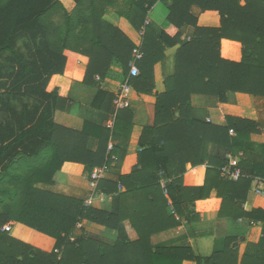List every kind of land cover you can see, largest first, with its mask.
Masks as SVG:
<instances>
[{
	"label": "trees",
	"instance_id": "obj_1",
	"mask_svg": "<svg viewBox=\"0 0 264 264\" xmlns=\"http://www.w3.org/2000/svg\"><path fill=\"white\" fill-rule=\"evenodd\" d=\"M160 1L167 10L165 24L154 28L148 14ZM70 2L71 10L62 0H0V264H264V210L245 205L253 179H264V145L250 141L258 123L227 116L226 125L211 124L192 117L190 105L195 94L221 102L229 92L264 96V0ZM108 7L135 30H144L139 74L130 78L137 92L153 94L154 65L167 49H177L174 71L155 95L153 123L141 132L138 166L97 184V191L110 197L98 202H109L105 208L46 187L65 162L82 164L87 175L96 166L110 168L117 151L113 144L108 149L109 139L122 129L121 121L122 133L130 126L126 109L113 108L115 92L106 90L99 91L96 103L100 110L110 103L114 125L94 127L95 150L87 148V131H71L53 120L55 110L69 107L60 91L68 87L79 55L88 58L85 82L106 77L114 61L128 74L134 43L103 18ZM207 10L217 11L218 27L197 25V12ZM184 25L194 28L190 40L180 38ZM209 146L213 156L205 163L203 151ZM228 155L239 156L242 175L236 181L218 170ZM203 163V184H186ZM210 197L219 206L209 205ZM213 209L219 218L261 225V237L248 243L240 258L243 238L237 236L224 237L209 256L196 255L187 245H152L153 235L198 222L201 212ZM80 221L113 230L128 222L135 239L105 244L83 227L75 232ZM10 222L53 238V249L44 251L2 229Z\"/></svg>",
	"mask_w": 264,
	"mask_h": 264
},
{
	"label": "crops",
	"instance_id": "obj_2",
	"mask_svg": "<svg viewBox=\"0 0 264 264\" xmlns=\"http://www.w3.org/2000/svg\"><path fill=\"white\" fill-rule=\"evenodd\" d=\"M123 0H118L117 6H122ZM158 3L153 7H157ZM155 12V9L151 11ZM153 16V14H152ZM162 16V17H160ZM166 12L162 11L159 15L149 18L150 24L155 27H162L165 24ZM103 18L121 29L132 42H137L138 34L130 23L124 18L116 14L112 7L105 10ZM219 15L217 11L207 10L197 12V25L205 27H218ZM181 40H190L194 33V28L191 25H184L179 29ZM177 46L169 48L165 51L164 58L161 62L153 67L154 90L153 94H142L133 89L129 94V106L126 108V114L129 115L127 121L130 126H124L120 123V128L109 141L113 144L117 151V159L105 173L106 179L117 180L121 175L127 174L134 166L139 163V138L143 127L151 125L154 120V105L155 95L164 90V77L171 75L174 71V54ZM88 63V58L84 55H79L74 65L72 76L68 82V87H63L60 93L66 96L69 101L67 110H55L53 120L58 125L75 132H81L83 129L89 134L87 140V148L95 150L98 145V139L94 137V127L99 125L105 126L110 119L111 113L110 103L108 110H100L97 106L96 99L99 100V91L106 90L112 95L117 89L118 84L125 77L122 66L117 61L111 65L108 74L99 81L96 76L89 78L86 82L84 75ZM59 84V83H58ZM65 84V82H62ZM79 104L76 107L70 108L71 102ZM191 116L197 119L206 121L215 125H226V117L248 118L258 123V132L250 135V141L259 145H264V96H253L246 93H227L225 102L219 101V98L214 95L195 94L191 96ZM123 110V109H122ZM125 114V115H126ZM120 130V131H119ZM128 132V133H126ZM210 146L204 152L205 163L208 158L213 156L210 151ZM256 153V152H255ZM249 157L252 153L247 154ZM207 164H202L196 167L194 177L188 180L186 184L202 185L205 177ZM87 173L83 169V165L75 162H65L59 171L53 177V183L48 185L51 191L63 193L66 195L87 198L89 192L84 187L87 184ZM257 186L256 182L251 183L245 205L264 210V197L253 194V187ZM215 191H211V196H214ZM211 199V200H210ZM209 205L219 206L214 202L213 197H210ZM98 207H110V203L100 204L95 203ZM244 205V206H245ZM11 234L16 238L29 243L44 251H51L55 245V240L43 234H35L34 230H28L24 225L12 222ZM83 229L90 237L95 240L113 244L118 239H126L132 241L135 239V234L128 222H123L115 230L96 225L91 222L83 221ZM34 232L32 234V232ZM79 233V232H78ZM30 236L36 239L30 242L25 238ZM227 236H237L243 238L239 245V258L244 253L248 243H256L261 237V225L246 226L239 220L230 218H219L217 210H207L200 214L198 222L191 224H182L176 228L158 233L151 237L152 245L156 244H173L175 246L187 245L196 255L209 256L214 250L223 245V238ZM182 264H195L193 261H184Z\"/></svg>",
	"mask_w": 264,
	"mask_h": 264
},
{
	"label": "built area",
	"instance_id": "obj_3",
	"mask_svg": "<svg viewBox=\"0 0 264 264\" xmlns=\"http://www.w3.org/2000/svg\"><path fill=\"white\" fill-rule=\"evenodd\" d=\"M138 40L134 42V48L132 49L131 59L129 62V71L128 75L123 78V80L118 84L117 89L115 90V94L112 99L113 108L117 110L126 109L129 106V94L133 90L132 84L130 83V78L133 76H137L139 74V68L137 66V61L142 57V41L144 38V30L137 31ZM96 80H99V77L96 76ZM114 125V117H110V119L106 122L105 126L108 128H112ZM229 134L234 135V129H229ZM112 148V143L109 142L108 149ZM241 153H239V156ZM239 156L228 155V161L226 164L222 165L218 170L220 172L221 177L226 179L236 181L242 175L240 169L238 168V160ZM264 165V158H263ZM109 167L106 164L101 166L94 167L90 173L87 175L88 185L91 188V194L86 198V205H93L96 202H103L106 198H110L103 193L97 191L98 182L104 178L105 173L108 171ZM253 182L257 183V186L253 187V193L257 196L264 197V179L254 178ZM162 187L165 186V180L161 181ZM238 220H241L240 218ZM82 221L77 222L75 227V232L82 228ZM254 225V224H252ZM11 223H8L3 226L2 229L10 230ZM70 240L73 241L74 237L71 236ZM57 252V250L55 249Z\"/></svg>",
	"mask_w": 264,
	"mask_h": 264
},
{
	"label": "rangeland",
	"instance_id": "obj_4",
	"mask_svg": "<svg viewBox=\"0 0 264 264\" xmlns=\"http://www.w3.org/2000/svg\"><path fill=\"white\" fill-rule=\"evenodd\" d=\"M62 1H63V3L66 5V7L68 8V10H71L72 5H73V3L70 2L71 0H62ZM157 3H158V6L155 7V8H153V9H155V12H152L153 16L159 15V14L161 13V11H162V14H163V12H166V11H167L164 2L160 1V2H157ZM153 9H152V10H153ZM152 14H148V17H149V18H153ZM160 17H162V16H160ZM78 105H79V104H77V103L74 102V101L71 102V103H70V108H69V110L72 109L73 107L78 106ZM86 181H87V184H88V179H86ZM84 189H85V192L88 191L89 194H91V188L89 187V185H88V186H85ZM253 194H254V193H253ZM88 196H89V195H88ZM25 228H27L28 230H31L30 228H28V227H26V226H25ZM10 232H11V231H10ZM30 232H31V231H30ZM35 232H36V231H35ZM76 232L78 233V232H81V231H80V230H77ZM35 234H38V232L35 233ZM39 234H40V233H39Z\"/></svg>",
	"mask_w": 264,
	"mask_h": 264
},
{
	"label": "clouds",
	"instance_id": "obj_5",
	"mask_svg": "<svg viewBox=\"0 0 264 264\" xmlns=\"http://www.w3.org/2000/svg\"><path fill=\"white\" fill-rule=\"evenodd\" d=\"M138 66V65H137ZM129 71V70H128ZM128 75V74H127ZM126 77V76H125ZM134 77V76H133ZM99 81V80H98ZM231 135V134H230ZM105 177V176H104ZM162 180H164V179H161V181ZM240 221V220H239ZM11 223V225L13 226V224H12V222H10ZM82 223H83V221H82ZM12 226H11V229L9 230V231H11L12 230Z\"/></svg>",
	"mask_w": 264,
	"mask_h": 264
}]
</instances>
